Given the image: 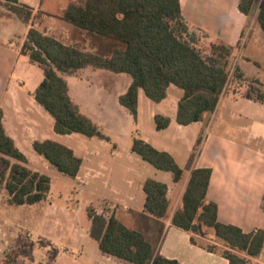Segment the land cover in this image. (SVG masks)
I'll return each instance as SVG.
<instances>
[{"label":"crops","instance_id":"0c3cea01","mask_svg":"<svg viewBox=\"0 0 264 264\" xmlns=\"http://www.w3.org/2000/svg\"><path fill=\"white\" fill-rule=\"evenodd\" d=\"M19 1L33 11L28 24L16 15L9 14L8 10L0 12V14L4 13L6 18L0 21V110L4 114L3 123L7 133L27 157L28 165L34 170L49 175L52 181L54 177L65 179L62 178L65 176L69 179L68 182L72 186H78L80 191L87 190L97 195L98 201L111 200L112 215L129 228L142 232L155 247L157 254L163 257L177 260L182 264H230L229 260L220 254L209 252L193 244L190 233L173 225L172 217L182 205L191 170L208 168L211 169L212 174L207 199L217 205L219 220L224 224L237 226L245 233L264 230V102L246 97L243 87L233 88L234 83H231L214 113H207L201 122L185 126L177 122L178 104L183 90L171 85L167 98L159 103L150 100L144 91L140 90L138 117L135 121L141 125L143 114L148 112L154 121L156 115L161 114L169 117L171 123L168 128L159 131L155 122L156 132L152 133L153 139L144 135L134 138H142L156 149L170 153L179 166L181 160H184L187 167L182 168L184 171L182 179L175 182L173 174L168 171L163 173H171V175L164 174L157 177L155 174V177H151L145 164L133 157L135 153L131 151V147L134 138L129 147L131 152L128 154H122L116 147L113 148L112 156L115 159L112 160V165H109L105 150L101 148L102 144L90 146L89 141L80 138L78 135L82 134L78 133L68 136L75 135L78 139L80 153L75 149L76 147H68L76 156L82 158L83 163L77 177L70 178L60 173L33 148L35 141L54 140L53 133L56 132L54 118L37 103L34 97L36 89L44 79L43 70L30 60L28 54L22 52V46L28 29L33 27L66 45L89 46L86 49L79 47L85 52L96 53L97 47L94 44L91 47L92 38L85 31L62 19L68 5L76 0ZM239 1L180 0V6L192 30L210 41H223L235 46L236 63L241 67L246 78L264 81V30L257 21L260 4L246 15L239 9ZM21 31L23 36L20 39ZM89 67L82 69V72ZM122 74L124 73H117L115 76L119 87L115 89L113 95L115 99L118 97V101L119 96L127 91L132 82ZM122 78L128 80L124 85L119 82ZM76 79L75 87H70L72 99L78 98V94L82 91L81 83L84 82L82 76ZM142 103L147 107L146 111L143 110ZM160 132L164 133V139L161 138ZM200 136L203 139L198 155L191 162L190 157ZM50 170L55 172L51 173ZM147 179H155L168 185L170 205L165 218H157L145 211L144 184ZM87 186L91 188H86ZM7 200V192H0L2 264H6V254L12 247L14 250L23 243H28L32 249L36 248L35 243L25 237V231L34 232L41 226L64 225L65 223L56 219V214L61 212L66 219L70 215L61 210H52L51 205L50 208L47 207L45 211L38 213L34 208L42 202L15 206L10 205ZM23 213L28 214L27 219L22 218ZM88 221L90 224L88 237L92 239L91 221L90 219ZM65 226L67 241L73 247L78 246L80 240L78 239L77 242V235L71 231V225L67 223ZM56 247L60 250L66 248L62 245ZM50 249V246L45 248V250ZM35 250L33 256L36 254ZM70 257L75 256L72 254ZM103 257L106 261L112 260V264L125 262L105 254ZM253 262L264 264V252L260 257L253 259Z\"/></svg>","mask_w":264,"mask_h":264},{"label":"trees","instance_id":"16d2710c","mask_svg":"<svg viewBox=\"0 0 264 264\" xmlns=\"http://www.w3.org/2000/svg\"><path fill=\"white\" fill-rule=\"evenodd\" d=\"M257 3L260 4L257 21L264 30V0H240L239 9L249 15ZM0 7L26 24L33 14L32 9L19 0H0ZM62 19L85 31L94 41L97 52L66 45L33 27L28 29L22 46V52L43 70L44 79L34 97L54 118V130L60 135L78 133L110 141V137L80 111L64 77L90 65L132 78L127 91L119 96V102L135 120L140 90L159 103L167 98L171 85L183 90L177 122L185 126L201 122L207 113H214L233 80L247 84L246 97L264 102V81L246 78L236 63L235 46L210 41V50L205 53L198 47L201 38L206 37L192 30L182 13L180 0L71 2ZM254 85L260 87L256 95ZM3 117L0 110V186L8 194V203L22 206L46 201L51 194V177L28 165L27 157L7 133ZM155 122L157 130L161 131L169 127L171 119L158 114ZM202 139V136L198 138L191 162L198 155ZM33 148L60 173L76 178L80 172L83 160L68 146L47 139L35 141ZM131 151L155 168L171 172L175 182L182 179L184 171L170 153L156 149L139 137L134 138ZM211 174L208 168L191 170L182 205L173 214L172 224L189 232L193 244L220 254L230 264H254L253 259L264 252V230L245 233L219 220L217 205L207 199ZM144 192L145 211L165 218L170 205L168 185L147 179ZM88 217L90 237L103 254L129 264H182L157 254L142 232L129 228L115 215L107 217L91 207ZM206 232L211 244L198 240ZM8 257L12 259V255L6 254V264L11 262Z\"/></svg>","mask_w":264,"mask_h":264},{"label":"rangeland","instance_id":"374dc122","mask_svg":"<svg viewBox=\"0 0 264 264\" xmlns=\"http://www.w3.org/2000/svg\"><path fill=\"white\" fill-rule=\"evenodd\" d=\"M82 1L84 0H76L75 2ZM258 4L259 3H257L256 6ZM5 11H7L5 8L0 7V12ZM8 13L13 15L11 12ZM4 16V13L0 14V21L6 19ZM22 36L21 31V35L19 36L20 39ZM93 44L94 41H90L91 47ZM210 44V40L201 38L198 47L205 53L210 50ZM77 46L82 49L89 47L85 44ZM80 72H82V70L77 71L73 75L64 76L68 80L70 87H75L77 82L76 77L82 76L84 78V82L81 83L82 91L78 94V98L74 96L75 99H73L77 102L80 111L91 118L103 133L109 135L111 137V141L107 142L98 137L92 138L85 135L78 136L84 140H88L90 146L94 144H102L103 147L101 146V148L105 150V156L109 165H112V160L115 159L112 156V150L114 147H116L118 152L128 154L131 152L129 147L135 136L144 135L152 137L153 139L152 133L156 132V129L155 121L150 117V114H148V112L143 114L142 123L140 125L137 121H135L128 110L119 103L118 97L115 99L113 92L119 87L117 86L118 83L115 80L117 73L104 70L97 65H90L87 70L82 73ZM122 75L127 76L130 82L132 81V78L128 74ZM127 81V79L122 78L119 82L124 85ZM232 83H234L233 88L243 87L245 89L244 92H246V83L240 81L238 82L237 80H233ZM254 86L256 91L253 93L256 95L260 87L257 85ZM152 104L155 106V103L152 102ZM142 108L145 111L147 110V107L143 103ZM53 134V137H55L54 140L67 146L76 147L75 149H77L78 153H80V146L75 135L68 136L59 135L57 133ZM160 134L161 138L164 139V133L160 132ZM32 152L36 154L33 149ZM133 157L145 164V166L149 169V175L151 177H155V174H157V177L164 176V174L171 175V173H163V171L156 169L150 163L143 161V159L138 155L133 154ZM180 166L185 169L187 164L184 160H181ZM50 172L54 173L55 171L50 170ZM62 178L65 179H61V177L59 179L56 177L53 178L52 192L50 196L46 201L36 205L34 209H36L38 213H41L45 211L47 207L50 208L51 205L52 210L54 211L61 210L62 212L70 213L68 219H66L65 215H62L61 212H59L56 214V219L63 224L68 223L71 225V231L77 235V242L80 240L79 245L73 247L67 241L65 237V224L60 226L53 225L51 227H37L34 232H29L28 230L24 232L26 235L25 237L34 242L36 248L32 249L28 243H23V245L14 250H12V247L9 249L11 251H8V253L12 255V259L8 257L11 261L9 264H112V260L106 261L105 257H103V254L99 250L98 243L93 239H89L87 232L88 227H90L88 221V209L92 207L98 214L109 217L112 215V201L109 199L98 201L99 197L93 192L87 190L80 191V188L75 185L72 186V184L68 182L69 179L65 176H62ZM86 188L90 189L91 186H87ZM0 192L6 193L3 186H0ZM23 214L22 218L27 219L26 215L28 214ZM39 215L40 214H38V216ZM40 217L41 216H39V218ZM208 232H206L207 234L205 235H201L198 240L204 244H211L212 242L208 236ZM22 240L24 239L22 238ZM61 245L66 247L65 250H60L56 247ZM48 246H50L51 249L45 250ZM34 250L36 251L35 256L32 255ZM72 254H74L75 257H70ZM1 259L2 255H0V264H2ZM124 264L129 263L124 262Z\"/></svg>","mask_w":264,"mask_h":264}]
</instances>
